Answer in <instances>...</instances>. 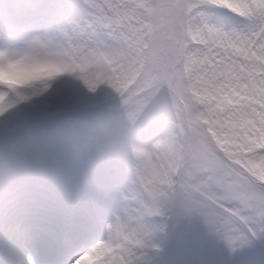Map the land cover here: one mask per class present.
<instances>
[{"label":"snow or ice","instance_id":"6c2138e0","mask_svg":"<svg viewBox=\"0 0 264 264\" xmlns=\"http://www.w3.org/2000/svg\"><path fill=\"white\" fill-rule=\"evenodd\" d=\"M83 2L87 17L62 31L74 46L55 76L78 73L89 91L104 85L126 97L123 104L136 100L129 119L135 125L144 113L139 140L151 148L130 145L127 175L137 190L123 219L108 225L109 241L92 246L89 221L112 162L81 152L60 130L49 133L70 163L32 183L63 237L40 264H148L146 221L173 208L201 216L229 245L264 235V0H211L249 22L231 36L194 23L206 0ZM25 7L37 22L45 15L41 5ZM6 101L0 93V114Z\"/></svg>","mask_w":264,"mask_h":264},{"label":"rangeland","instance_id":"374dc122","mask_svg":"<svg viewBox=\"0 0 264 264\" xmlns=\"http://www.w3.org/2000/svg\"><path fill=\"white\" fill-rule=\"evenodd\" d=\"M78 1L81 5H74L69 0H17L20 6L17 14L0 0V47L19 46L29 37L44 35L70 62L74 41L70 45L62 31L70 22H83L89 12L83 0ZM205 3L207 4L193 10L197 26L206 23L230 36L247 31L249 22L245 18L229 27L216 20L217 13L224 11L234 14L211 0H206ZM30 4L43 6L45 15L40 22L25 7ZM78 75L68 74L62 77L43 94L10 99L6 101L10 107L0 114V263L7 260L20 264L13 258L9 259L7 252H4L3 242L7 240V233L20 236L16 235L17 231H10L9 225L19 232L36 225L43 239V224L49 222V232H54L56 228L48 220L45 208L33 193L32 183L37 176L28 179L23 173L24 168L41 173L46 169L59 171L68 167L70 162L57 156L49 136L52 130L66 133L78 150L85 149L90 154L103 155L112 162L105 187L99 193L93 211L94 220L91 218L89 221L92 235H96L92 246L107 243L110 239L108 229L97 224L96 217L111 211L106 223L110 219L116 221L117 216L123 219L125 210L129 208L135 195L138 185L127 175V168L135 165L130 145L135 144L144 150L151 148V144L136 141L131 135L134 129H140L144 113L137 115L134 125L129 116L136 114V100L123 104L122 99L126 97H120L104 85L99 86L95 92L89 91ZM66 98H70L72 102H60ZM73 119L79 120L81 127L75 128L71 124ZM98 127H109L111 134L107 137L99 136L96 131ZM164 135V132H160L156 139H161ZM113 165H123L125 169L115 171ZM114 201L117 203L115 209ZM173 209L166 216H151L146 221L152 233L151 246L144 250L148 264H264V235L250 239L244 246L229 245L208 227L201 216ZM30 222L35 224L31 225ZM166 234L170 245L168 262H164L157 252L166 247ZM56 237H51L52 246L49 248L57 243ZM27 253L31 256L33 251ZM31 262L34 264L32 259Z\"/></svg>","mask_w":264,"mask_h":264},{"label":"clouds","instance_id":"9594fccd","mask_svg":"<svg viewBox=\"0 0 264 264\" xmlns=\"http://www.w3.org/2000/svg\"><path fill=\"white\" fill-rule=\"evenodd\" d=\"M7 6L15 0H2ZM66 61L64 54L43 36L29 37L19 46L0 47V93L7 94V100L17 96L43 94L46 85L68 75L55 76L61 72ZM55 76V79L51 77ZM60 102L71 103L70 98ZM97 134L107 137L110 128L98 127Z\"/></svg>","mask_w":264,"mask_h":264},{"label":"bare ground","instance_id":"6f19581e","mask_svg":"<svg viewBox=\"0 0 264 264\" xmlns=\"http://www.w3.org/2000/svg\"><path fill=\"white\" fill-rule=\"evenodd\" d=\"M44 36V35H43ZM112 214V212H104L101 214V216L96 217V221L99 222L100 225L103 226V228H107L108 229V225L109 224H114L115 220L110 219L109 222L104 223L105 220L108 219V215ZM31 225H34V222H30ZM10 227V231L15 232L17 231L16 228H13L12 225H9L8 228ZM20 227V226H19ZM48 227V223L43 224V230L45 228V230L43 231V234H45V239L42 238V236L40 235L41 232H39L40 230H38L36 228V225L32 226V229H30V231L25 232L26 236H23V238H19L15 237V235L12 233L10 235H8L7 233V254H8V258L13 260H17V259H21L23 260L24 257L27 256L26 260L29 262H31V259H33V263L34 264H40V254L42 251L46 250V249H50L49 247H51L52 245V239L51 237L57 236V243H55V246L60 244L62 242V234L57 230V228H54V232H49L47 230ZM19 231V230H18ZM18 231L16 233V235L18 234ZM24 239H27V244H25L23 241H25ZM33 251L32 255L30 256L27 252L28 251ZM20 260V262H22ZM32 264V262H31Z\"/></svg>","mask_w":264,"mask_h":264}]
</instances>
